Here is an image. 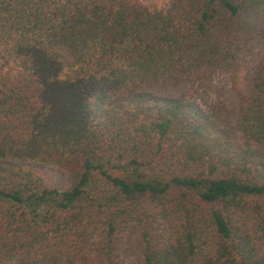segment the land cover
Here are the masks:
<instances>
[{
    "label": "trees",
    "instance_id": "1",
    "mask_svg": "<svg viewBox=\"0 0 264 264\" xmlns=\"http://www.w3.org/2000/svg\"><path fill=\"white\" fill-rule=\"evenodd\" d=\"M262 35L264 0H0V264H264V55L236 120L144 87Z\"/></svg>",
    "mask_w": 264,
    "mask_h": 264
},
{
    "label": "rangeland",
    "instance_id": "2",
    "mask_svg": "<svg viewBox=\"0 0 264 264\" xmlns=\"http://www.w3.org/2000/svg\"><path fill=\"white\" fill-rule=\"evenodd\" d=\"M149 10L164 9L170 0H140ZM264 55V35L254 38L247 46L240 50L234 59L236 65V79L232 77V67L225 63L205 68L198 75L186 77H172L145 85V89L166 96L178 95L192 86L194 80L200 89L198 103L203 109H209L216 103H224L228 107L231 118L237 119L241 95H246L251 87L257 66ZM0 68L15 77L20 71L18 62L0 49ZM67 71L63 72L66 75ZM48 183L54 188L62 189L65 185L64 177L57 171H46ZM128 255L124 264H132L141 255V240L134 231L128 233L126 239Z\"/></svg>",
    "mask_w": 264,
    "mask_h": 264
}]
</instances>
